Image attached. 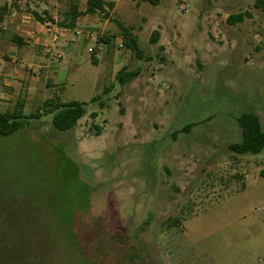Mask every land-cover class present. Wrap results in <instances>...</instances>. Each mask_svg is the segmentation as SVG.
Returning a JSON list of instances; mask_svg holds the SVG:
<instances>
[{
    "label": "rangeland",
    "instance_id": "374dc122",
    "mask_svg": "<svg viewBox=\"0 0 264 264\" xmlns=\"http://www.w3.org/2000/svg\"><path fill=\"white\" fill-rule=\"evenodd\" d=\"M40 1L30 11L43 14ZM104 1L77 28L110 43L64 45L53 32L8 68L40 84L15 93L1 80L14 96L0 111L21 100L30 116L54 99L86 115L68 131L44 115L0 134V264H264V150L229 149L243 140L241 115L264 128L263 11L249 0ZM238 13L253 19L230 25ZM124 69L139 75L123 84Z\"/></svg>",
    "mask_w": 264,
    "mask_h": 264
},
{
    "label": "trees",
    "instance_id": "16d2710c",
    "mask_svg": "<svg viewBox=\"0 0 264 264\" xmlns=\"http://www.w3.org/2000/svg\"><path fill=\"white\" fill-rule=\"evenodd\" d=\"M252 1L254 7L263 11L264 16V0H249ZM107 4L104 0H87V7L85 11L80 10L78 0H70V10L65 14L64 22L59 26L62 28H76V21L83 15H95L97 13H106ZM3 9L0 11V21L3 16ZM38 20L44 22L45 19L41 15L37 14ZM250 17L249 13H238L231 15L228 18L230 25H236L237 23L244 22L245 18ZM124 30L126 37L129 38L130 43L128 46L134 49L139 58H142V52L138 46L137 38H134L124 26H121ZM107 41L110 43V39H99L98 43ZM139 75V72H128L124 69L119 74V79L123 84L133 80ZM44 115H53L54 126L61 131H68L74 129L79 120L86 115V108L83 103L74 101L70 103H62L54 99L46 101L43 107L39 108L36 113L26 116L24 114V104L20 100L17 102L13 110L0 111V134L2 136H9L16 133L23 128L26 124H30L33 120H40ZM238 123L242 129L243 140L240 143H232L229 145V149L238 154H260L264 150V128L260 118L253 113L243 114L238 118ZM193 125H188L184 131H190Z\"/></svg>",
    "mask_w": 264,
    "mask_h": 264
},
{
    "label": "crops",
    "instance_id": "0c3cea01",
    "mask_svg": "<svg viewBox=\"0 0 264 264\" xmlns=\"http://www.w3.org/2000/svg\"><path fill=\"white\" fill-rule=\"evenodd\" d=\"M35 1H37V5L41 3L40 0ZM63 1L64 0L43 1V3L45 2L46 6L42 11L43 14H41V17H43L45 21L40 22L37 17L38 13L34 9L33 11H30V6L32 5L31 0H0V11L1 9L4 10L2 19L0 21V39H2L3 36H5L8 32L13 33L10 49L8 51H0V67L2 68V71L0 73L4 76V78H0V84L2 80V84L6 86V88L9 87V90H11V92L16 93L20 90V92L22 93L23 86L29 84V81H32V83L33 81H35L40 84V79L31 76L27 67L25 72L24 70L22 71V66L25 63L21 64L22 68L19 73L11 76L10 70L8 69L10 68L9 65L14 63L15 56L19 54L21 49H23L24 51L23 59H25L26 61L27 57L33 52L30 47L32 43L38 44L39 46H50V39L53 38V32H59V34H62L61 43H64V45L67 43L68 38L71 37V31H73V29L75 28L70 29L62 28L59 26L60 23L64 22L65 14L70 10V0H65L68 10H65L66 8L64 9L65 6L64 3H62ZM87 16L88 15H83L77 19L76 28L77 24H80L83 20L86 19ZM230 16L227 15L226 18H229ZM108 21L109 20H107L104 25H106ZM245 21L246 20H244V22ZM244 22H242V24ZM49 25H52L54 28L50 29ZM15 42H17V45ZM3 62H6L8 67H5L3 65ZM47 68L48 67L46 66V69ZM2 89L3 88L1 87L0 94H2L1 91H4ZM26 91L34 92L36 90H34V88H29ZM8 96L9 95L7 94V91H5L4 94L0 96V102H8L14 95H12L10 98Z\"/></svg>",
    "mask_w": 264,
    "mask_h": 264
},
{
    "label": "built area",
    "instance_id": "2783aa9c",
    "mask_svg": "<svg viewBox=\"0 0 264 264\" xmlns=\"http://www.w3.org/2000/svg\"><path fill=\"white\" fill-rule=\"evenodd\" d=\"M185 12H188V10H185ZM72 35L77 37V36H84L86 39L94 41V42H98L100 38V33L95 32V31H90L87 29H79V28H75L72 31ZM121 47H123V45H121ZM90 52L91 53H95V49L90 48Z\"/></svg>",
    "mask_w": 264,
    "mask_h": 264
}]
</instances>
